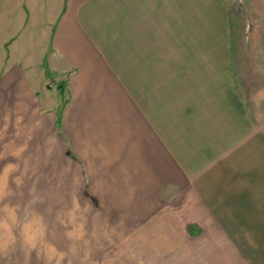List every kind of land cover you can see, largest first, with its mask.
I'll return each mask as SVG.
<instances>
[{"label": "crops", "instance_id": "0c3cea01", "mask_svg": "<svg viewBox=\"0 0 264 264\" xmlns=\"http://www.w3.org/2000/svg\"><path fill=\"white\" fill-rule=\"evenodd\" d=\"M19 5L0 77L6 159L30 160L54 206L82 207L83 222L145 253L185 254L192 238L215 240L211 254L256 253L236 241L264 239L246 225L264 217L236 209L257 200L236 168L264 150V0ZM51 75L66 76L60 115Z\"/></svg>", "mask_w": 264, "mask_h": 264}, {"label": "rangeland", "instance_id": "374dc122", "mask_svg": "<svg viewBox=\"0 0 264 264\" xmlns=\"http://www.w3.org/2000/svg\"><path fill=\"white\" fill-rule=\"evenodd\" d=\"M20 10L19 0H0V77L6 73V60L12 55L10 44L17 34ZM199 33L203 34L204 40L213 37L226 38L222 32L203 30ZM40 67L45 68V64H40ZM65 77L56 79L55 75L49 76L48 85L60 96L58 115L62 113L66 100ZM251 156L244 160L242 169L236 170H243V186L252 191L257 200L246 199V204L236 209L262 218L264 150ZM20 163L23 161L6 159L5 96L0 99V264H264V239H236L242 247L238 248L239 251L251 250L256 253L211 254L212 248L207 247L206 243L215 240L196 238L181 240L186 243L185 254H175L174 249H171L170 254L145 253L148 250L146 246H137L129 236L114 237L116 232L114 228L110 229L109 224L83 222L82 207L54 206L48 183L49 176L29 173V168L33 165L28 164V159L24 162L25 166ZM119 225H115L118 231ZM246 225L259 226L260 228L250 230L261 229L264 232V223ZM158 241L160 244L163 242L162 239ZM218 241L221 243L223 240ZM259 241L260 247L257 245ZM259 250L260 253H257Z\"/></svg>", "mask_w": 264, "mask_h": 264}, {"label": "trees", "instance_id": "16d2710c", "mask_svg": "<svg viewBox=\"0 0 264 264\" xmlns=\"http://www.w3.org/2000/svg\"><path fill=\"white\" fill-rule=\"evenodd\" d=\"M62 86V85H61ZM62 88V87H61Z\"/></svg>", "mask_w": 264, "mask_h": 264}]
</instances>
